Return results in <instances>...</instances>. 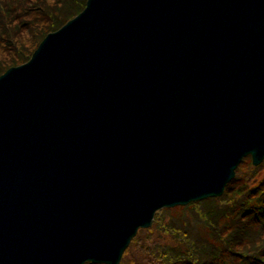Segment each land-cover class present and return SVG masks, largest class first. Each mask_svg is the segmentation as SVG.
Returning <instances> with one entry per match:
<instances>
[{
  "label": "water",
  "instance_id": "obj_1",
  "mask_svg": "<svg viewBox=\"0 0 264 264\" xmlns=\"http://www.w3.org/2000/svg\"><path fill=\"white\" fill-rule=\"evenodd\" d=\"M245 156L264 159V0H86L0 75V222L18 196L37 209L32 183L48 173L46 219L96 234L46 233L61 252L36 264H118L156 211L220 196ZM197 179L216 180L164 197Z\"/></svg>",
  "mask_w": 264,
  "mask_h": 264
},
{
  "label": "trees",
  "instance_id": "obj_2",
  "mask_svg": "<svg viewBox=\"0 0 264 264\" xmlns=\"http://www.w3.org/2000/svg\"><path fill=\"white\" fill-rule=\"evenodd\" d=\"M85 3L0 0V74L27 61L44 36L81 12ZM156 227L183 248L146 249L143 264H264V162L253 167L248 160L246 171H238L220 198L191 204L181 217L167 218L163 212ZM127 255L128 250L125 259Z\"/></svg>",
  "mask_w": 264,
  "mask_h": 264
},
{
  "label": "bare ground",
  "instance_id": "obj_3",
  "mask_svg": "<svg viewBox=\"0 0 264 264\" xmlns=\"http://www.w3.org/2000/svg\"><path fill=\"white\" fill-rule=\"evenodd\" d=\"M20 105L21 104L18 103L17 101L15 102L14 100H11L10 102H8L7 105H5V110L8 115L16 118L17 121H20V123L22 124V123H25L26 120L24 121L23 117H24L25 112L23 111ZM65 169L66 168L64 167V169L62 170L63 171L62 178L64 177ZM27 180H29V178H27ZM215 180L216 179H213L210 182L203 183V184H201L200 179H197L196 181L192 183L187 182L182 188L179 187L177 189L175 188L174 190L169 189L168 195H165L164 197H168V199H171V200L176 199L178 197L186 199V197L190 196L191 194L197 191L196 188H201V187H196V186L206 185L208 188H211ZM54 181H55V176L51 175V177H49L47 173L45 176L43 175L41 176V179L36 182L37 184L32 183L33 186H35L34 188L35 194L33 193L32 200L34 202L33 204L36 205L37 209L32 206V203H28L26 201L24 202L20 200L19 198L20 196H18L17 198L19 199V201L18 203L17 202L14 203V209H12L13 211L10 210V212L9 211L5 212L7 214L3 216V219L0 222V264H16L18 260H24L32 264H36L44 256L48 255V253L50 252L54 244L55 246L53 249L54 250L53 258H55L59 252H61L60 246L57 244H62V243L59 240H55V242H53L54 241L53 239H50V240L47 239L46 233H49L50 235L55 236L57 234L64 233L65 229H69V225L64 226V222L67 219V216L64 215L59 220H54L53 216L48 214L47 215L48 217L46 219V213H47L46 209L49 206L43 205L44 203L43 198L46 196L42 197L43 194H45L46 192L50 190ZM225 187H226V184L224 185L223 190ZM143 188L146 191V193L149 192V186L143 185ZM207 190H211V189H207ZM69 196L75 197L72 195H69ZM214 197L216 196H208L203 199L195 200V201L197 203L202 202V201L207 202L208 200ZM63 198H65V196H63ZM188 201L192 202L194 200H188ZM1 203H2V200L0 201V204ZM59 212L60 210L56 208V214H58ZM96 213L97 212L95 210H91L90 215L88 214V216L85 217L84 222L92 219L96 215ZM126 213H129V212L127 211ZM131 213L132 212H130L129 214ZM107 217H109L107 214H103L100 216V218L97 217V220L100 219L101 220L100 222H102V224L104 225ZM18 222H22L23 234L15 229V226L17 225H14V224ZM58 223H59V227L55 228V226H57ZM73 228L79 229L80 231H85V233L87 232L90 235H96L90 232V230L88 231L87 229H85V226H83L82 223L76 224L75 226L72 225L68 231H70ZM18 234H21V235L19 236ZM77 237H80V235L76 234V235H73L72 237H65L64 243L69 245L68 243L74 242ZM125 238H126V234H124V236L123 234H121V236L120 235L119 236L116 235L115 237L111 236L107 239V241L111 242L114 240V241L119 242L120 240H123V239L125 240ZM89 246H90V243L85 244L83 248L85 252L89 250ZM125 250L126 248L123 250L121 258L124 255ZM68 263H72L71 260H69Z\"/></svg>",
  "mask_w": 264,
  "mask_h": 264
},
{
  "label": "rangeland",
  "instance_id": "obj_4",
  "mask_svg": "<svg viewBox=\"0 0 264 264\" xmlns=\"http://www.w3.org/2000/svg\"><path fill=\"white\" fill-rule=\"evenodd\" d=\"M244 160L245 162L239 164L238 170L236 169L235 176H237L238 171H241L242 173L246 171L248 167V160L250 161V158H246ZM186 208H187L186 206L185 207L176 206L168 210H165L164 212L167 218H170V216L172 218L181 217L185 215ZM158 245L171 246L175 249L183 248L182 245H178V243L173 239V237L160 232L155 226H153L150 230L140 231L137 241L133 242L130 245L128 249V255L126 256L127 258L126 259L124 258L122 264H143L144 259L148 257V254L144 250L146 249L153 250Z\"/></svg>",
  "mask_w": 264,
  "mask_h": 264
}]
</instances>
